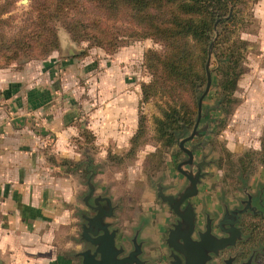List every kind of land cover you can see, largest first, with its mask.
I'll list each match as a JSON object with an SVG mask.
<instances>
[{"label":"rangeland","instance_id":"obj_1","mask_svg":"<svg viewBox=\"0 0 264 264\" xmlns=\"http://www.w3.org/2000/svg\"><path fill=\"white\" fill-rule=\"evenodd\" d=\"M255 1L236 0L233 22L229 26L231 34L245 41V48H238L244 55L240 63L242 72L232 94V103L227 108L228 104L220 100L217 69L211 48L207 67L210 84L205 90V83L200 94L202 101L196 131L192 137L182 142V147L179 145L180 141L190 134L194 124L190 130L186 127L174 130V141L166 145L165 140L157 136L154 122L155 116L162 115L164 98L154 96L148 101H140L141 85L152 79L146 55L151 50L162 54L163 43L150 36L128 37L131 25L123 19L105 18L103 12L93 3L90 4L91 2L77 0L75 9L63 16L65 20H78L93 27L100 26L105 30L101 34L116 44L110 45V51L90 43L86 38L73 40L71 33L60 20L47 21L46 26L51 25L55 31L58 47L42 56L38 55L40 47L29 48L26 52L23 50L13 58L11 65L8 64L11 71H17L21 73V78L24 77L22 86H31L32 81L25 76L38 70V77L50 76L51 80L54 79V87L63 90L61 94H54V98L61 100L63 96L67 97L71 104L79 107V122L75 131L77 135L74 134L76 138L74 143L69 144V151H76L80 159L67 158L66 162L64 160L66 164L63 162L68 171L66 173L79 185L72 196L73 201L63 204V209L70 212L67 218L60 223H51L52 252L60 253L61 259L67 260L66 264H74L71 259L75 260V257L71 254L80 245L76 241L79 231L77 222L80 219L78 211L87 214L88 221V218L96 214V210L90 206L84 207L81 202V197L87 193L88 169L93 171L91 181L96 194L93 197L98 195L102 208L106 210V215L101 219L110 217L112 229H118L116 238L126 247L129 245L124 237L138 232L135 239L143 243L147 253L150 252L149 249L160 245L170 247L167 243V232L174 228L178 219L175 220L177 213L167 202L166 196L170 195L178 200L188 189V180L185 181L180 175L181 170L190 175L197 174L198 190L185 199L179 211L186 213L190 209L193 216L201 215L199 225L204 220L203 215L211 217L205 218V227L211 225V231L215 225L216 232H220L218 227L224 218L219 216L222 212L227 214L225 208L227 210V207L236 205V202L239 206L230 208L236 215L254 210V203L252 205L250 202L245 207L244 202L251 200V192L255 193L257 188L261 190L259 196L264 202V76L256 77L255 74V67L263 70L264 63L253 59L258 48L254 46L253 40L245 36L256 29V21L251 13ZM0 3L6 6V11L1 14L6 24L0 31L8 37L22 30V26L26 27L38 21L32 4L41 6L44 0H0ZM213 27L212 43L216 38V22ZM221 27L218 26V30ZM31 28L28 26L25 31ZM110 71L121 77L119 88L124 86L130 91L139 92L135 110L137 120L139 114L144 115V131L131 154L128 153L129 139L120 137L112 140L110 125L106 126L100 120H110L113 117L110 100L115 98V94L112 92L114 85L110 80ZM59 100L56 102H60ZM90 109L97 110H91L95 112L92 114ZM112 129L118 132L122 128L114 126ZM92 138L91 142L87 141ZM186 150L192 154L190 161ZM60 160L63 161L61 158ZM63 168L62 166L61 170ZM104 197H108V204L102 199ZM110 203L115 205L111 215ZM259 209L264 208L259 206ZM208 221L212 223L208 224ZM182 228L187 229V223H183ZM210 233L215 238L220 237L214 232ZM218 253L219 251L214 255ZM0 264H8L2 256Z\"/></svg>","mask_w":264,"mask_h":264},{"label":"crops","instance_id":"obj_2","mask_svg":"<svg viewBox=\"0 0 264 264\" xmlns=\"http://www.w3.org/2000/svg\"><path fill=\"white\" fill-rule=\"evenodd\" d=\"M251 13L256 29L245 36L258 48L253 59L264 63V0H256ZM9 65L0 68V256L8 264H66L60 253L52 252L51 223L67 218L70 212L63 204L73 201L79 185L66 173L65 165L67 158L80 159L76 151H69L77 135L79 107L67 97L54 98L63 90L54 87L50 76L38 77V70H33L25 76L31 86H22L24 77ZM255 69L256 77L264 76V68ZM114 73L110 71L115 94L110 100L113 117L100 120L110 125L112 140L130 139L137 124L139 92L119 88L121 77ZM114 126L122 129L113 131ZM92 173L86 180L88 190Z\"/></svg>","mask_w":264,"mask_h":264},{"label":"trees","instance_id":"obj_3","mask_svg":"<svg viewBox=\"0 0 264 264\" xmlns=\"http://www.w3.org/2000/svg\"><path fill=\"white\" fill-rule=\"evenodd\" d=\"M85 1L93 3L105 18L123 19L131 25L128 37L150 36L163 43L162 54L151 50L146 55L152 79L141 85L140 101H148L154 96L164 98L162 115L154 117L156 134L165 140L164 144L169 145L174 141V130H182L183 127L190 130L194 124L198 99L206 83L205 61L215 22L217 32L211 45L212 56L217 69L220 100L227 103L229 108L242 72L240 63L244 52L241 50L245 48V41L231 34L229 27L233 22L236 0ZM77 4V0H44L41 6L32 4L38 21L28 25L31 29L25 31L28 26H22V30L8 37L0 31V67L7 66L19 52H26L29 48L40 47V56L56 49L58 42L55 31L51 25L46 26L47 21L60 20L73 40L86 38L90 43L110 51V45L116 44L101 34L105 30L100 26L65 20L63 14H69ZM5 7L0 3V29L6 24L1 17L6 11ZM218 26H222L221 29L218 30ZM143 131L144 115L139 114L136 129L129 139L128 153L131 154L139 144Z\"/></svg>","mask_w":264,"mask_h":264},{"label":"flooded vegetation","instance_id":"obj_4","mask_svg":"<svg viewBox=\"0 0 264 264\" xmlns=\"http://www.w3.org/2000/svg\"><path fill=\"white\" fill-rule=\"evenodd\" d=\"M90 171L91 169H88V173ZM180 175H182L184 180L187 181V176L184 173L181 172ZM259 190L260 189L257 188L255 193L251 192V200L244 202L245 207L248 206L250 202H252V205L254 203V210L251 209L250 211H247V213L244 211L240 213V215H236L231 210L233 209L231 207L239 206L238 202H236V205L229 206L231 209L227 207L226 210L225 208L227 214H223L222 212L219 216V218H224L218 227V229H220L219 233L218 231L216 232L217 229L215 225L213 226L214 229L212 227V231L211 225H209V234H211L210 232H214L220 236L219 238L231 237L232 242L227 243V245L220 249L218 255H214L213 252H210V257L207 259V262H210L211 264H264V209H259V206L264 208V202L259 196ZM94 195L96 194L93 191L88 200L92 201ZM81 198L83 199L80 200L84 207H88L85 203L84 195ZM184 201L185 199L177 205L178 209ZM101 209V213H106L105 208L101 207ZM82 212L83 211H78V217L80 219L77 222L79 231L76 241L79 242L80 245L79 248L71 254L73 258L75 257V260L71 259V262L73 261L74 264H100L101 253L103 251L107 254L105 264H110V231L113 228V226H111L112 224H110V217H105L106 219H101V221H88L86 218L87 214H83ZM91 214L93 213L91 212ZM200 217L201 215L199 214L193 216L192 229L189 233V237L195 241L200 240L201 234H203V237L205 236L206 219L211 218L203 215L202 218L204 220L202 221V224L199 225L198 222ZM177 219H180L178 214L176 215L175 220ZM214 222L216 221H213V223ZM209 223H212V221H208V224ZM103 226L105 228V232ZM85 227L89 229L84 232L83 228ZM187 231L188 226L185 230L183 228H179V230L174 232V239L172 242L174 246L172 245L169 247L167 245V247L165 244V246L160 245L152 248V250L149 249V254L147 253V250H145L142 242L136 247V251L134 244H138L140 240L135 239L133 241V239L135 234L136 237L138 236V232H133V234L127 238L124 237L125 242L129 245L126 247L124 243H121L116 238L118 232L117 229L113 235V248L116 249L122 247V251L120 253H116V255L117 257L127 256L128 258L125 264H185L184 254H182L180 250L184 247L183 238L187 235ZM132 250L135 252L134 256L129 255Z\"/></svg>","mask_w":264,"mask_h":264},{"label":"water","instance_id":"obj_5","mask_svg":"<svg viewBox=\"0 0 264 264\" xmlns=\"http://www.w3.org/2000/svg\"><path fill=\"white\" fill-rule=\"evenodd\" d=\"M212 43V42H211ZM209 44L208 47V57H207V61H206V69L208 67V63H209V58H210V54H211V45ZM210 84V77H209V72L208 69L206 70V88L207 89L208 85ZM201 101H202V95L199 97L198 99V114H197V118L196 121L194 123V126L190 132V134L185 137L182 138V140L180 141L179 145L180 147H182V142L187 139L190 138L194 135L195 131H196V125L198 123V120L200 118V106H201ZM187 154H188V160L190 161L192 158V154L189 150H186ZM178 168H180L178 166ZM182 173H184L187 176V180H188V189H186L179 197L178 200H175V198H172V196H166V200L169 203L170 206L173 207L174 212H176L179 216L180 219H178V221L174 224V228L170 229L169 233H168V238H167V243L170 246H174L173 242V237H174V232L176 230H179V228H182V224L183 223H187L188 226V231H187V235L184 236L183 238V242H184V247H182L180 250L182 252V254H184L185 257V264H211L210 262H207V259H209L210 252L216 253L218 252L220 249H222L225 245H227V243H231V237H223V238H215L213 237L211 234H209L208 231V227L206 228V232H205V236L203 237V234L200 235V240L195 241L192 240L189 237V233L192 229V219H193V213L190 209H188L186 211V213L188 214H183L179 211L177 205L184 199L194 195L197 191V182H198V178H197V174L195 175H190L187 174L186 172L182 171ZM90 177V176H89ZM88 177V178H89ZM90 179V178H89ZM88 192L85 194L84 196V200L85 203L90 206V208L96 210V214L93 217L88 218L89 221H94V220H99L101 221V218L104 217L106 215V213L102 212L101 213V204H100V197L97 195L95 196L92 201L90 202L88 199L91 197L92 191H93V185L90 182V180H88ZM106 201V204H108L109 199L108 197H104L102 198ZM174 202V203H173ZM115 207V205H111L110 203V215L112 214V209ZM106 225V224H105ZM220 225V224H219ZM89 229V228H83L84 232ZM104 232H105V228L103 226ZM115 230L112 229L110 231V264H125L127 261V256H122V257H117L116 253H120L122 250V247L113 248V235H114ZM136 234L134 235V239L135 240ZM140 244V242L138 244H134L135 249L137 251V246ZM112 249V250H111ZM129 255L134 256L135 252L134 250L130 251ZM128 255V256H129ZM106 258H107V254L105 252L102 251L101 253V262H99L100 264H105L106 263Z\"/></svg>","mask_w":264,"mask_h":264}]
</instances>
